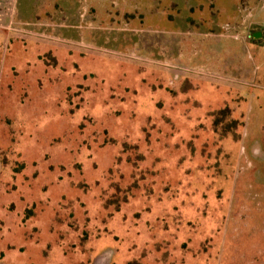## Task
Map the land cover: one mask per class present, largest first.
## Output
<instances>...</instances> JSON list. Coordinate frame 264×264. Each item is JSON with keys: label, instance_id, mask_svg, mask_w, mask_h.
<instances>
[{"label": "rangeland", "instance_id": "obj_1", "mask_svg": "<svg viewBox=\"0 0 264 264\" xmlns=\"http://www.w3.org/2000/svg\"><path fill=\"white\" fill-rule=\"evenodd\" d=\"M0 25V264H264V0Z\"/></svg>", "mask_w": 264, "mask_h": 264}, {"label": "crops", "instance_id": "obj_2", "mask_svg": "<svg viewBox=\"0 0 264 264\" xmlns=\"http://www.w3.org/2000/svg\"><path fill=\"white\" fill-rule=\"evenodd\" d=\"M13 3L14 0H0V24L5 20L11 21L13 18ZM9 26L8 23L6 27L8 28Z\"/></svg>", "mask_w": 264, "mask_h": 264}, {"label": "water", "instance_id": "obj_3", "mask_svg": "<svg viewBox=\"0 0 264 264\" xmlns=\"http://www.w3.org/2000/svg\"><path fill=\"white\" fill-rule=\"evenodd\" d=\"M263 37L262 32H257L252 35L253 40H260Z\"/></svg>", "mask_w": 264, "mask_h": 264}]
</instances>
